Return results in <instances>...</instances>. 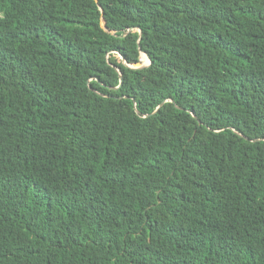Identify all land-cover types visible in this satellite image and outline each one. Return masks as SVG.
Masks as SVG:
<instances>
[{
	"label": "trees",
	"instance_id": "obj_1",
	"mask_svg": "<svg viewBox=\"0 0 264 264\" xmlns=\"http://www.w3.org/2000/svg\"><path fill=\"white\" fill-rule=\"evenodd\" d=\"M0 264H264V0H0Z\"/></svg>",
	"mask_w": 264,
	"mask_h": 264
},
{
	"label": "water",
	"instance_id": "obj_2",
	"mask_svg": "<svg viewBox=\"0 0 264 264\" xmlns=\"http://www.w3.org/2000/svg\"><path fill=\"white\" fill-rule=\"evenodd\" d=\"M101 25H102V27L104 28V30L105 31H107L108 32V34L109 35H111V36H113V37H123V36H126L129 32H131L134 28H128L127 30H123V31H116V30H112V29H109L107 26H106V23H105V19H104V17H102L101 18ZM140 33L142 34V32L140 31ZM140 42H141V39H140ZM141 50V52H142V54H144L146 57H147V59L149 60V62H147V63H144L143 61H142V59L139 61V62H136L135 64H130V63H128L127 61H126V59H125V57L123 56V55H121V57H122V59H123V61H124V64L126 65V66H128V67H130V68H135V69H142V68H145V67H148L150 64H151V58H150V55L146 52V51H144V50H142V49H140ZM119 72H120V83H119V85L116 87V88H120L121 86H122V83H123V78H122V73H121V71L119 70V68H116ZM135 100V99H134ZM166 101V100H165ZM165 101H163L161 104H160V106L165 102ZM160 106L157 108V110L160 108ZM156 110V111H157ZM155 111V112H156Z\"/></svg>",
	"mask_w": 264,
	"mask_h": 264
},
{
	"label": "rangeland",
	"instance_id": "obj_3",
	"mask_svg": "<svg viewBox=\"0 0 264 264\" xmlns=\"http://www.w3.org/2000/svg\"><path fill=\"white\" fill-rule=\"evenodd\" d=\"M141 59H142V61H143L144 63H147V62H149V61H148V59H147V57H146V56H144V55H142V58H141ZM146 61H147V62H146Z\"/></svg>",
	"mask_w": 264,
	"mask_h": 264
}]
</instances>
